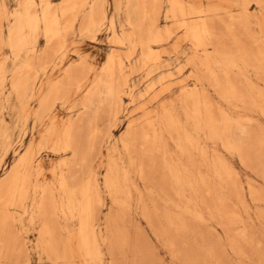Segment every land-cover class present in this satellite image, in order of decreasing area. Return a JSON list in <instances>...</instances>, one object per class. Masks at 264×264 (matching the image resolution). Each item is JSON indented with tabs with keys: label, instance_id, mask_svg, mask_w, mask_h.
I'll return each mask as SVG.
<instances>
[{
	"label": "bare ground",
	"instance_id": "obj_1",
	"mask_svg": "<svg viewBox=\"0 0 264 264\" xmlns=\"http://www.w3.org/2000/svg\"><path fill=\"white\" fill-rule=\"evenodd\" d=\"M202 1L167 0L166 16L172 21V28L163 29L159 25L163 0H125L127 30L121 34L114 31L113 18L108 20L113 43L127 48L125 61L130 63L138 53L139 67L143 70L157 67L161 54L157 49L165 51L164 46L180 32L181 39L189 42L193 52L187 59V65L191 67L189 79L194 86H188V90L183 88L175 103L163 106L154 116L146 110L141 122L124 126L118 141L129 158L133 153L136 159L123 160L116 155V146L110 151L102 185L115 213L108 212L103 221L99 213L104 201L94 159L102 131L100 122L106 120L109 128L116 126L118 109L127 88L124 75L126 63L111 53L102 71L93 80H89V69L83 61L62 66V77L47 82L43 94L38 74L56 56H63L64 36L81 14L80 31L91 34L99 31L106 19L105 1L62 0L58 8H52L49 0L21 2V10L13 15L14 23L8 30V44L13 58L21 59L12 71L9 84L20 110L23 112L28 101H36L33 118L34 126H39L49 118L54 106L63 107L72 93L85 89L80 105L84 113H88L93 105L95 109L87 124L82 123L83 116L64 126H59L52 119L41 143L27 146L0 182V264H25V259L29 258L27 242L16 228L17 225L24 228L25 224L36 229L34 248L39 259H46L51 264H75L74 252L81 258L82 264H106L107 257L110 260L112 256L115 258L114 250L125 252L131 241L127 232L121 230L123 226L118 227V224L132 207L130 184L137 189L134 181L131 183V172L150 184L148 192L151 198H147L161 201L164 206L160 212L154 202L153 211L149 212L151 216L145 207L146 218L151 226L154 218L159 220V225L164 224L160 226L165 234L160 235L168 234L171 247L176 245L179 231L189 229L184 216L196 222H207V201L215 205L213 214L217 217L223 214L226 198L222 193H237V185L224 163L218 157L210 156L207 142L220 140L223 147L230 151L232 146L225 132L231 122L225 112H214V101L207 94L206 86L234 112L241 114L248 107H256L264 115V0H205L216 3L210 6L201 5ZM223 4L228 6H220ZM36 5L38 11L34 9ZM252 5L254 12L250 11ZM228 8H235L236 13L228 15ZM39 33L46 48L43 44L44 51L34 55L30 41ZM54 40L60 41V44L52 46ZM179 72L181 69L177 70ZM3 73L0 66L1 80ZM169 86L164 85L154 101L163 96ZM0 137L5 139L7 136L3 132ZM43 150L64 157L51 170V182L39 179L41 166L37 156ZM258 194L257 197L260 196ZM138 202L146 204L143 200ZM229 217L234 218L233 215ZM154 227L151 229L154 230ZM239 231L240 234L246 233L243 229ZM169 244L167 241L163 245ZM168 246V249L171 248ZM113 261L118 262L113 259L109 264Z\"/></svg>",
	"mask_w": 264,
	"mask_h": 264
},
{
	"label": "rangeland",
	"instance_id": "obj_2",
	"mask_svg": "<svg viewBox=\"0 0 264 264\" xmlns=\"http://www.w3.org/2000/svg\"><path fill=\"white\" fill-rule=\"evenodd\" d=\"M22 1L23 0H0L2 3H0V66L4 71V80L0 79V135L4 132L7 136L5 139L0 137V182L8 175L11 167L15 164L19 155L27 146H37L41 143V138L52 119H54L59 126H64L67 125L69 121H75L83 116L82 123L87 124L90 115L95 109V105H93L88 113H84V108L80 105V102L86 92L85 89L79 93H72L68 103L63 107L60 105L54 106L50 112L49 118L45 119L39 126H34L33 118L36 101H28L23 112L20 110V104H18L19 102L15 94L11 91L9 84L12 71L16 65L20 64L21 59L15 60L13 58L8 44V30L14 23L13 15L21 10L20 4ZM49 1L52 8L60 7L59 5L62 2V0ZM104 1L106 19L99 31L95 34L80 31L79 24L82 19L81 14L73 24L74 28L72 27L64 36L63 56L60 54L56 56L49 66L41 70L38 74L39 79L42 80L40 91L43 94L46 90L45 86L47 82H54L62 77V66L74 65L79 61H83L87 69H89V80H93L100 74L111 53H115L126 63L124 75L127 78V88H125V94L122 96V101L118 109L116 126L114 128H109L106 120H102L99 125L102 131L97 140V154L94 159V169L98 171L100 188L104 201V206L99 213L101 221H103L108 212L115 213V208H111L109 197L102 185L103 174L110 151L116 146V155L122 157L123 160L128 161L130 159H136L133 153H130L132 157L129 158L118 141L127 124L141 122L146 110L149 112L150 116H154L163 106L167 107L169 104L175 103L183 88L188 90V86H194L192 80L189 79L191 67L187 65V59L193 52L189 42L181 39L180 32H177L175 34L176 36L174 35L168 44L164 46L166 52L162 48L157 49V51L161 53L157 65L158 68L156 67L157 70L154 67H147L144 68V70L140 69L138 63L139 54L137 53L130 63L125 61L124 56L126 55L127 48L126 46L113 43L112 32L108 27V20L113 18L115 24L114 31L117 34H121L127 30L125 22V0ZM183 1L190 2V0ZM35 2H38V0H35ZM166 2L167 0H163L161 15L159 16V25L163 29L164 27L172 28L173 24L166 16ZM201 5L210 6L216 5V3L204 0ZM220 6L228 5L223 4ZM34 9L38 11V5H36ZM254 9L255 7L252 5L250 11L254 12ZM227 10L228 15L236 13L235 8H228ZM86 11L87 10L84 12ZM43 44L44 48H46V43L41 33H39L37 37L31 39L30 45L34 47V55H40L44 51ZM58 44H60V41L54 40L52 42V46ZM179 69H181V72L177 73ZM147 71L151 74H147ZM30 77L33 78L32 73ZM162 85H166V87L170 85L172 88L169 86L171 89L168 87L169 89L167 92L154 101V97L159 93L160 89L163 87ZM206 88L207 94L212 102L214 101V112L217 114L221 111L225 112L231 122L225 132L227 140L232 146L230 151L223 147L220 140H215V142L209 140L207 142L209 154L210 156L213 155L211 157H218L224 163L227 170L231 172L233 175L232 179L237 185V193H230L229 191H224L222 193L226 198V205L225 208H223V214L218 215L219 218L217 215L213 214L215 211V207L213 206L215 205L211 204L212 201H210L211 199L209 198L208 200L210 202L207 201L208 210L205 209V221L207 222H196V220L194 221L184 216V221H188L186 222V226L189 228V231L187 228L183 232L179 231V234L176 236V245L171 247L169 244V237L167 236L168 234L161 236L163 235L162 233H164L162 232L163 229L161 226L164 224L160 222V226L158 223L159 220L155 218L151 221V224L154 222L152 226L149 225L150 223L147 221L146 216L149 212L153 211L154 206L152 205L156 202L154 199H151V201L147 198L149 196L148 191L150 184L145 182V180L143 182L134 172H131V183L134 181L133 185L135 183L134 186L137 187V189L132 188L130 184V188L133 192L132 207L131 210L127 211L126 215L122 217L118 224V227L121 225L123 226H121V230L127 232V236L131 242H129V248L127 247L125 252L117 253L119 250H114L115 253L113 252V255L115 258L113 256L112 258L118 260V262L113 261L112 264L114 262L118 264L121 259H123V261L127 260L126 262L124 261L125 264H129V262L130 264H137L136 262L139 264H264V115H262L260 110L256 107H248V109L244 113L241 112V114L239 112H234L231 108H227V106L216 97L209 86H206ZM26 115L27 119H24ZM70 116H72V118ZM37 158L41 166L39 179L51 182L53 179L51 170L56 167L64 157L56 156L48 150H43L40 151ZM252 189L254 192H257H253L251 195L249 193L253 191ZM138 192L140 193L138 194ZM257 194L261 197H257ZM249 195L255 196L256 198L253 199V197ZM138 197H142L143 199ZM141 199L143 203L145 202L146 204H139L138 201L140 200L142 202ZM142 205H144V210L142 209ZM158 205H160L161 208L158 207ZM156 206L158 211L161 212L164 210L161 201H157ZM145 207L149 209H147L148 213ZM235 211L237 213H235ZM140 212H143V214ZM150 214L151 213L148 215ZM230 215H233L234 218L229 217ZM141 216L143 218H141ZM153 226H157L160 231L158 232L155 227L153 228L154 230H152L151 228ZM16 228L20 231L29 247V252L27 254L29 258H27V260L25 259V264H51L46 259H39L38 253L35 251L34 244L37 238L35 227L25 224L24 228L19 225H17ZM239 229H243L246 233L240 234ZM249 239L251 241H249ZM166 240L171 247L169 248L170 250L167 248L168 245H163L167 244ZM239 240H241V243ZM162 241H164V243ZM171 250L172 252H170ZM104 251L106 252V248H104ZM131 251L132 253L134 252L135 255L130 254ZM134 257L136 260H134ZM110 259V257H107L105 263L109 264V262L113 260ZM73 261L75 264H82V260L76 252H74ZM123 261H120L119 264H122Z\"/></svg>",
	"mask_w": 264,
	"mask_h": 264
}]
</instances>
